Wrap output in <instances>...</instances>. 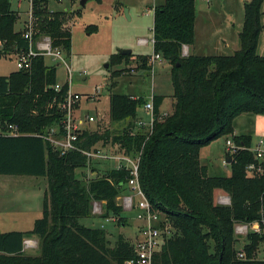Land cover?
Instances as JSON below:
<instances>
[{"label":"trees","instance_id":"trees-1","mask_svg":"<svg viewBox=\"0 0 264 264\" xmlns=\"http://www.w3.org/2000/svg\"><path fill=\"white\" fill-rule=\"evenodd\" d=\"M253 0L244 5V19L239 33L240 49L231 56L182 55V48L194 41L196 0H164L153 13L152 52L171 65L173 88L172 112L160 116L164 97H152L153 127L151 134L137 129L138 110L147 103L143 97L109 95V119L135 123L111 138L84 130L77 146L90 150L107 142L119 145L126 154L142 151L138 181L152 208L165 214L171 234L164 235L152 264H264L256 254L264 235L249 233L239 259L235 223H252L264 211V176H248L246 168L254 162L248 150L232 155L228 177L209 176L200 164L201 148L225 136L237 145L250 147L252 139L233 133V120L241 114L264 116V57L256 54L261 25V4ZM12 0H0V56H14L28 50L23 31H16L18 12ZM47 0H33L35 31L48 36L54 48L67 54L71 33L62 28L65 11L50 13ZM131 55V54H130ZM130 55L115 54L111 61H122ZM143 66L150 56H140ZM112 77H118L113 73ZM56 67L46 65L44 57L32 60L30 70H16L0 76V132L16 126L22 135L0 133V175L45 177L42 217L29 232L0 233V264H124L133 256L131 242L119 236L114 247H108L106 232L79 224L89 217L91 203L104 202L106 218L119 217L116 198L126 190L128 170L110 169L99 177L78 179L75 171L87 166V158L71 151L60 155L49 143L35 136L60 124L57 103L67 91L60 92ZM113 86V85H110ZM134 132L133 135H130ZM217 192L230 199L229 205L214 202ZM125 219L121 217L118 222ZM39 240V254L25 256L26 238Z\"/></svg>","mask_w":264,"mask_h":264},{"label":"rangeland","instance_id":"rangeland-1","mask_svg":"<svg viewBox=\"0 0 264 264\" xmlns=\"http://www.w3.org/2000/svg\"><path fill=\"white\" fill-rule=\"evenodd\" d=\"M252 1L196 0L194 54L196 56H231L239 50V33L243 25L244 5ZM163 3L164 0H87L86 4L81 6L80 0H62L61 2L49 0V7L47 3V10L50 13H53L50 9L66 8L64 11L68 17L62 28L68 29L71 33V49L68 56L64 54V61L70 68V75H67L63 63L54 65L45 57V64L56 67L57 83L61 85L68 83L73 93L81 95L77 114L80 117L88 114L95 118V122L88 126L89 130L99 133L108 131L112 138L121 135L123 130L135 123V120L120 123L110 121L109 95L143 97L147 99V103L154 96L164 97L159 109L160 116L165 117L172 112L174 100L171 65L163 59H158L149 66L148 64L143 66L140 56L145 55L151 58L152 45L138 44L139 39L152 38L153 10ZM16 7L17 0H12V9L18 14L20 11L23 12L21 19L19 18L15 25V30L23 31L25 30L23 21L27 18L24 12H28V5L26 2H21L20 11ZM261 14L262 30L256 54L264 57V0L261 4ZM42 37L38 35L35 40ZM59 49L63 51L61 47ZM123 50L131 51L128 59L111 61L113 55ZM186 54V48L183 47L182 55L186 56ZM15 71L12 55L0 56V76H8ZM115 72L118 73V77L113 78L112 75ZM102 86L104 87L101 93L95 94L94 100L88 98L95 93L96 88ZM136 116L137 120L145 122L149 119L148 113L141 108ZM232 127L236 136L250 137L253 140L252 143L264 139L263 115L241 114L233 120ZM142 130L147 131V127H143ZM227 140L231 141L230 137L223 136L212 142L209 148L202 150L200 164L208 167L209 176L227 177L230 174V167L224 163L223 159V148ZM100 143L97 146H100ZM102 147L106 151L115 149L110 142ZM209 155L212 158L210 160L206 158ZM110 169V166L103 162L95 161L84 169H77L75 174L78 179L83 177L88 181L91 179L92 171H97L100 177ZM47 191L48 181L45 177L0 175V233L31 231L34 222L42 217L43 198ZM126 193L127 190H124L116 198L122 213L119 217L111 215L112 220L105 222L101 218L104 213V202L94 201L91 203L89 217L79 220V224L87 228L103 229L107 235L109 248L114 247L119 236L132 244L136 235L138 222L134 218V213L125 212L122 208V197ZM221 195L226 196L223 193ZM214 202L217 203V198ZM93 203L99 204L101 214L92 213ZM121 217L125 220L118 222ZM25 240L34 245L26 247L23 250L24 255L37 256L39 240L34 236ZM238 240L236 251H240L246 243L244 236H238ZM256 259L264 260V241L259 245Z\"/></svg>","mask_w":264,"mask_h":264},{"label":"built area","instance_id":"built-area-1","mask_svg":"<svg viewBox=\"0 0 264 264\" xmlns=\"http://www.w3.org/2000/svg\"><path fill=\"white\" fill-rule=\"evenodd\" d=\"M28 3V19L24 24L22 37L28 41V50L20 52L12 56L16 70L28 71L31 68L32 60L36 57H46L54 65H65L66 73L70 75V68L65 64L64 54L61 49L54 48L49 37L43 36L41 39L35 40L33 38L35 31V17L33 16V0H26ZM61 2L62 0H57ZM154 13V10H153ZM151 44L153 46V38L150 40L139 39L138 44ZM160 59L159 55L152 54L150 63ZM63 85L57 83L54 86L56 93L60 92ZM104 86L96 88L93 95L88 96L89 99L94 100L95 94H100ZM81 95L73 93L70 85L67 83V91L61 102L57 103L59 114L62 115L60 124L52 126L44 131V133H36L35 136L41 138L43 141L49 143L55 151L60 155H65L68 152L76 151L87 158V166L92 162H103V164L110 166L113 170H128L130 178L126 183L127 193L122 197V208L125 212L134 213L135 219L138 222L136 226V235L131 244L133 249V256L127 259L124 264H152L155 253L160 249L164 240V235L171 234L170 225H168L165 214L152 208L151 204L145 197L138 181L139 162L142 151L135 156L126 154L119 145H114L115 149L106 151L102 144H97L90 150H83L77 146L79 136L84 130H88V126L95 122V118L91 115L80 117L77 114L79 101ZM142 110L149 115L147 122L137 120V129L147 127V134H151L153 127V103L152 98L146 103ZM5 136L22 135L18 132L16 126L9 125L4 132ZM131 132L130 135H133ZM226 153L232 157L238 151L248 150L254 156V162L249 164L246 168L248 176H264V139H259L250 147L243 145H234L230 140L225 143ZM219 205H229L230 199L228 196H220L217 198ZM99 204L93 203V214H101V207ZM260 219L252 223H235L234 235L246 236L249 233L264 235V211L260 214ZM112 217L106 218L104 221H111ZM34 245L28 240L23 242V250L26 247ZM239 259H244V253L240 251L237 254Z\"/></svg>","mask_w":264,"mask_h":264},{"label":"crops","instance_id":"crops-1","mask_svg":"<svg viewBox=\"0 0 264 264\" xmlns=\"http://www.w3.org/2000/svg\"><path fill=\"white\" fill-rule=\"evenodd\" d=\"M21 2H26V4L28 5V3H27V1L26 0H17V7L16 8H18V10L20 9V4H21ZM47 2H48V7H49V0H47ZM162 5V4H161ZM11 8H12V3H11ZM50 9V8H49ZM13 10V9H12ZM51 10V12H58V11H64V10H66V8H64L63 10H53V9H50ZM20 11V10H19ZM28 11V10H27ZM22 13L23 12H19V18L21 19V15H22ZM26 15H27V18H28V13L27 12H24ZM27 18H26V20H27ZM26 20H24L23 21V24H25L24 22H26ZM194 42V41H193ZM185 48H186V52H187V54L186 55H188V54H191V55H194V56H196L195 54H194V48H193V44L192 45H190V46H184ZM200 56V55H199ZM161 59V58H160ZM149 64H151L150 62H149ZM132 97H136V96H132ZM235 135V134H234ZM253 141V140H252ZM212 144V143H211ZM211 144L209 145V146H207V147H204V149L203 148H201V150H200V152H199V161H200V156H201V153H202V150H205L206 148H209L210 146H211ZM254 143H252V145H253ZM226 146H224V148H223V159H224V161H225V157H226ZM208 160H210V159H212L211 158V156L209 155V156H207L206 157ZM207 167V166H206ZM208 168V167H207ZM230 175V174H229ZM228 175V176H229ZM227 176V177H228ZM221 193L222 192H217V197L216 198H218L219 196H222L221 195Z\"/></svg>","mask_w":264,"mask_h":264},{"label":"water","instance_id":"water-1","mask_svg":"<svg viewBox=\"0 0 264 264\" xmlns=\"http://www.w3.org/2000/svg\"><path fill=\"white\" fill-rule=\"evenodd\" d=\"M86 2H87V0H80V5L81 6H84L85 4H86ZM125 14H126V16L128 17V19H129V16H128V13H127V10H125ZM131 54V51L130 50H123V51H121L120 53H119V55H130ZM69 55V53H67V56ZM107 66V65H106ZM226 155V157H225V161H224V163L225 164H227V165H229L230 163H231V161H232V158H231V156L230 155H227V154H225Z\"/></svg>","mask_w":264,"mask_h":264}]
</instances>
